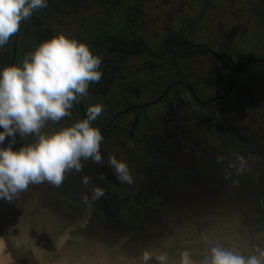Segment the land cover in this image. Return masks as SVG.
Returning <instances> with one entry per match:
<instances>
[{"label":"flooded vegetation","instance_id":"1","mask_svg":"<svg viewBox=\"0 0 264 264\" xmlns=\"http://www.w3.org/2000/svg\"><path fill=\"white\" fill-rule=\"evenodd\" d=\"M229 3L234 11L237 9L235 16L248 10L255 13L254 29L264 34V0H238L237 5L229 0ZM211 4L209 0H48L47 7L22 21L19 32L0 48V68L20 66L39 43L58 34L86 44L93 54L101 57V80L89 86L88 96L74 104L70 117L47 122L42 132L51 134L69 127L86 117L88 106L101 104L103 113L92 126L104 137L100 147L104 163L88 161L80 173L67 174L60 186L44 193L43 205L53 204L77 228L80 226L77 217L86 218L89 236H111L108 247L116 255L121 251L117 246L137 257L154 245L170 257L175 249H189L192 243L205 245L214 233L224 235L227 241L224 248L235 250L229 233L224 229L219 233L215 228H224L217 226L216 218L205 224L201 217L193 220L183 213L184 204L195 210L207 202L231 211L236 206L242 224L250 231L264 232V181H260L264 169L259 168V165L264 168V155L256 143L251 142L248 151L243 149L242 139L246 137L238 133L246 109L264 102L263 80L255 77L245 81L252 69L264 75V51L245 54L243 39L227 38L225 28L210 31L207 8ZM84 13L103 15L96 20L89 15L86 18ZM146 24L156 27L160 35L149 38ZM135 48L143 50L142 65L154 60L142 72L148 82L137 78L141 71L133 63ZM203 66L207 67L206 76L212 78L211 84L199 75ZM119 78L127 85L131 80L140 82L143 96L121 95V91H116ZM124 89L125 93L129 91L127 87ZM138 135L143 139L141 148L136 143ZM10 139L6 138L5 146ZM34 141L33 135L21 138L17 134L15 138L16 145ZM119 145L123 148L121 160L128 164L133 176L131 184L118 181L107 166L109 157L118 159ZM136 149L142 156L157 158L159 164L147 162L137 173L138 169L132 168ZM182 155L192 160L198 155L202 160L182 166ZM234 156L244 161V170L239 174L240 162L230 163ZM83 176L91 178L89 185L82 183ZM93 187H101L105 192L95 202L90 199ZM196 191L201 192L202 201H197ZM85 196L89 197L87 201ZM193 197L197 202L192 201ZM178 213L197 227L196 233L186 239L177 237L172 245L166 242L173 246L168 248L160 237L167 227L161 224H167L165 218L169 214ZM158 225L161 227L157 228ZM241 225L244 232L235 241L240 244L247 241L250 246L249 241H256L257 236ZM177 226V232L187 230L185 226ZM208 229L214 231L211 236L206 232ZM225 229L229 232L231 228ZM156 238L161 241L153 244ZM150 263H156L155 257Z\"/></svg>","mask_w":264,"mask_h":264},{"label":"clouds","instance_id":"2","mask_svg":"<svg viewBox=\"0 0 264 264\" xmlns=\"http://www.w3.org/2000/svg\"><path fill=\"white\" fill-rule=\"evenodd\" d=\"M48 0H0V48L20 30L21 22L34 11L44 9ZM101 57L89 47L58 34L39 43L22 61L0 68V199L12 201L30 185L60 186L66 175L80 173L84 163L103 165L100 147L104 137L93 122L103 113V105H90L86 117L51 134L42 132L46 123L71 116L74 104L88 96L89 86L102 78ZM17 134L35 136V141L13 150ZM6 138H11L4 145ZM243 172V158L238 157ZM121 183H133L129 166L115 156L108 165ZM89 185L91 178H81ZM105 195L101 187L90 190L92 202ZM89 199L85 196V200ZM203 264H264V248L256 246L245 257L238 251L212 246ZM153 252L143 250L131 264H149ZM166 252L155 254L156 264H168ZM0 264H17L9 251L8 239L0 235ZM178 264H197L188 250L180 253Z\"/></svg>","mask_w":264,"mask_h":264},{"label":"rangeland","instance_id":"3","mask_svg":"<svg viewBox=\"0 0 264 264\" xmlns=\"http://www.w3.org/2000/svg\"><path fill=\"white\" fill-rule=\"evenodd\" d=\"M24 145L14 144L13 150H18ZM260 181H264V177ZM51 187L53 186L47 183L30 185L26 191L21 192L12 201L0 199V235L8 239L9 251L15 256L17 264H100L91 256V245L81 243L74 231L60 223L59 216L56 214V207L53 204L43 205L44 193L49 191ZM232 210H235L234 206ZM223 213L227 215L224 209ZM235 213L238 214V212ZM241 226L251 235L257 236V239L254 242L249 241L250 246H247V241L243 243L244 246L240 244L241 242L235 241L237 243L236 251L247 257L252 250H248L247 247L259 246L264 248V239L259 237L264 235V232L250 231L248 226ZM215 228L219 229V233H222L221 231L224 229L231 238L238 237L244 232L240 230V227L236 230L230 229L229 232L225 229L226 227ZM206 232L209 234L208 236L214 233L210 229ZM172 236H169L168 239ZM223 236L214 233L212 238H208V241L204 242L205 245L192 243L193 246L186 250L189 251L197 264H203L204 257L208 254L207 249L212 246L224 248L222 244L227 242L223 241ZM182 251L184 250H178L177 253H174V256L168 260V264H178Z\"/></svg>","mask_w":264,"mask_h":264},{"label":"crops","instance_id":"4","mask_svg":"<svg viewBox=\"0 0 264 264\" xmlns=\"http://www.w3.org/2000/svg\"><path fill=\"white\" fill-rule=\"evenodd\" d=\"M212 1L211 7L207 8V15H208V26L210 31H214V33L216 32V27L217 29H227L226 31H228V35L229 39L231 38H235L236 39H243L244 44H243V50L245 52V54H250V52H255V53H262L264 51V34L261 32L257 33L256 30L254 29L255 25H256V16L255 13H250L249 10L247 13H238V15L235 16V13L237 12V9L234 11L233 6H230L229 0H209ZM234 3L237 5V1L238 0H233ZM249 5V4H248ZM251 5V3H250ZM249 5V6H250ZM229 6V7H227ZM225 7V10L222 9ZM200 9V7H197V10ZM224 10V12H223ZM227 10V11H226ZM222 13H228V14H222ZM65 14V13H64ZM86 15L89 16H93L96 18H98V15L101 17L103 14L102 13H84ZM235 17V18H234ZM216 25V26H215ZM220 26V27H218ZM146 29L149 31L147 34L149 38L153 39L154 36H158L159 31H156V27L153 28L150 25L146 24L145 25ZM227 27V28H226ZM138 28V27H137ZM140 28V26H139ZM62 29V28H61ZM142 29V27H141ZM221 30V31H222ZM230 30V31H229ZM231 32V34H230ZM242 33V35L240 34ZM263 34V35H262ZM155 40V38H154ZM261 50V51H260ZM143 50L141 49H137L135 48V56L133 59V63L136 64V66L140 69L141 72H139V74L137 75V78L139 79V81L145 83L148 82V78L144 75L143 70L146 69V67L148 66H152L154 64V60H150L148 63H145L144 65H142V58H145V56L143 55V53L141 52ZM138 58H140L139 60H137ZM149 58V57H148ZM147 58V59H148ZM149 60V59H148ZM206 70L207 67L203 66V68H201L198 72L200 73L199 75H203L205 77V79L207 80L208 83L211 84V77L210 76H206ZM264 73V72H263ZM261 76V77H260ZM264 76V75H263ZM262 76L261 71L256 72L254 69H252V71L250 72V74L248 75L247 79H245V81H251L252 79H255V77L257 79H262L264 82V78ZM195 77V76H194ZM136 79V78H135ZM193 80H195V78H193ZM123 79L119 78V83L117 85L116 91H121V95L123 94H127L130 97H134L137 98L138 96H143V87L141 85V83H133L132 80L129 81V85H127V83L125 84L123 82ZM149 82H151L149 80ZM125 87H127L129 89L128 92L125 93ZM262 104L258 103L255 106H250L248 107V109H246L245 111V115L244 118L241 120L240 122V127L241 129H239L238 133L246 138L242 139V146L243 149L246 150L247 146L252 142L256 143L257 146L259 147V152L261 154L264 155V102H261ZM140 134V133H138ZM141 141H143V139L140 137V135L137 136V145L141 148ZM122 145H124L121 142ZM207 146L209 143H205ZM138 147V148H139ZM199 148V147H198ZM137 151L135 152L136 156H134V161L132 164V168H137V173L141 172L140 168H142V165L150 162V164H159L158 159L154 158V159H150L149 155H140V151L138 149H136ZM248 151V150H246ZM123 152V148L119 145L118 149H117V154H118V160L122 159V153ZM145 152V151H144ZM245 156L248 155V153L244 154ZM181 159V165L182 166H186V165H194L193 163H196L199 160H202L198 155H195L194 160H192L191 158H189L187 155H182V157H180ZM264 160V159H263ZM193 161V162H191ZM239 163L240 160H238V158H236L235 156L231 159L230 163ZM241 163H239L238 165H240ZM151 165V166H152ZM260 169H264L261 165H259ZM198 197L200 198V200L197 198V201H202L201 197H200V193L198 191L195 192ZM208 193V192H206ZM194 194V193H192ZM186 199L184 198V201ZM205 201V200H203ZM207 201V200H206ZM195 202V201H194ZM204 205V204H203ZM191 206L189 205H182L181 209L183 211L184 214H186L185 212L188 211L189 212V208ZM216 209H221L218 207H214V206H210L208 205V202L203 206V207H198L195 212L192 214H187L189 216H191V218L194 220V217H201L200 221L205 223H212L213 218H216L215 215V211ZM224 211L226 210L227 212V217L225 220L229 219V220H236V222L238 221V223L242 224V216L239 217L240 212L239 209L238 210V214L235 213L225 207H223ZM221 209V210H223ZM186 210V211H185ZM197 213V214H195ZM166 223L167 224H161L163 226L166 225L167 227V231H165L166 227L163 228L162 231H165L163 234L164 236H160L164 241L163 242H175L178 239H186L187 235L191 236L194 235L196 232V226L194 224H192L190 222L189 219H186V217H184V215L182 214H169L166 218ZM240 219V220H237ZM175 223L174 225H176L177 229L178 226L177 225H182L187 227L186 231L180 230V231H176V227L172 225V223ZM240 224V225H241ZM161 225L157 226V228H160ZM244 225V224H242ZM193 226H195L196 228H194ZM245 226V225H244ZM174 227V228H172ZM176 232V233H175ZM167 235V236H166ZM173 235L170 239H168L169 236ZM166 236V237H165ZM261 237L264 239V235L262 234ZM188 238V237H187ZM172 239V240H171ZM152 241H161V239H153Z\"/></svg>","mask_w":264,"mask_h":264},{"label":"water","instance_id":"5","mask_svg":"<svg viewBox=\"0 0 264 264\" xmlns=\"http://www.w3.org/2000/svg\"><path fill=\"white\" fill-rule=\"evenodd\" d=\"M197 198L200 200L199 197H197ZM192 201L197 202L195 200V197L192 198ZM234 207H235V210L234 211L232 210V211L238 212L237 207L236 206H234ZM194 212H195V208L190 207L189 212L186 211L185 213L186 214L191 213L193 215ZM56 214H57V216H59L60 223L63 226H65L66 228H68L69 230L74 231L81 243H86V244L91 245V247H92V255L91 256L95 259V261H98L100 264H131L132 258L136 256L135 253L125 252V251H123L122 248H120L118 246L116 249H118L119 251L121 250V251L119 252L118 255H116L115 252L110 247H108L109 241H111L113 239V238H111V236L110 237H108L107 235H101V236L95 235L94 237L89 236V229L87 228L88 225H87L86 218H84L82 216L77 217V220L80 223V226L77 228L76 227L77 225H75L74 222H71V220L69 218H66L64 216V214L60 213L59 209H57ZM215 215H216V219H217L215 221V223L217 224V226L223 225L224 227H230L231 229H234V230L239 228L238 227L239 226L238 221L236 222V220H234V219L225 220L227 216L224 215L223 210L216 209ZM239 217H241V215H239ZM193 227L196 228L195 226H193ZM229 238H230V241L231 240L234 241V244H232V245H233V248L236 249L235 247H237V243L235 242V240H237L236 239L237 237H232V238L229 237ZM223 241H224V239H223ZM155 242L156 241H154L153 244ZM225 242H227V241H225ZM172 243L173 242L170 241L169 245H172ZM169 245L167 244L168 248L173 247V246H169ZM222 246H223V244H222ZM145 249L153 252V254H154L153 258L155 257L156 252H160L159 247L154 246V245L152 247L145 248ZM177 251H178V249H175V253H177ZM139 255H137V257H136L137 259L139 258ZM173 256H170L169 259H171ZM149 264H156V263H150V261H149Z\"/></svg>","mask_w":264,"mask_h":264},{"label":"bare ground","instance_id":"6","mask_svg":"<svg viewBox=\"0 0 264 264\" xmlns=\"http://www.w3.org/2000/svg\"><path fill=\"white\" fill-rule=\"evenodd\" d=\"M82 211V210H81ZM80 245V244H79Z\"/></svg>","mask_w":264,"mask_h":264}]
</instances>
